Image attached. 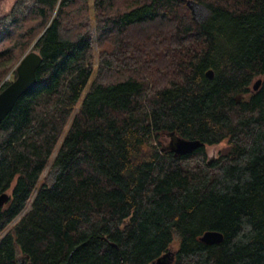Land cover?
<instances>
[{"label":"trees","instance_id":"trees-1","mask_svg":"<svg viewBox=\"0 0 264 264\" xmlns=\"http://www.w3.org/2000/svg\"><path fill=\"white\" fill-rule=\"evenodd\" d=\"M195 1L205 18L187 0L2 1L0 89L30 47L43 60L0 121V264H264V0ZM172 132L203 144L176 157Z\"/></svg>","mask_w":264,"mask_h":264},{"label":"water","instance_id":"water-1","mask_svg":"<svg viewBox=\"0 0 264 264\" xmlns=\"http://www.w3.org/2000/svg\"><path fill=\"white\" fill-rule=\"evenodd\" d=\"M198 2L195 0H187L188 6L194 14L193 6ZM195 15V14H194ZM43 58L40 52L36 49L29 48L25 52L18 63L16 64V76L0 89V121L12 110L19 97L31 89L38 81L37 69L40 66ZM208 77L214 74L213 68H208L206 71ZM8 76V75H7ZM7 78V77H6ZM262 82V77L255 80L253 88L257 89ZM172 137L167 147L170 148L176 157L182 154L192 152L197 147L203 144L198 138H186L180 135L171 133ZM10 198L8 191L0 193V207L3 206ZM204 242L215 243L223 239V233L216 229L206 230L201 236ZM174 256V251L169 249L165 253L154 259L151 264H169Z\"/></svg>","mask_w":264,"mask_h":264},{"label":"rangeland","instance_id":"rangeland-1","mask_svg":"<svg viewBox=\"0 0 264 264\" xmlns=\"http://www.w3.org/2000/svg\"><path fill=\"white\" fill-rule=\"evenodd\" d=\"M2 1L3 0H0V14L3 13ZM193 10H194L195 16L198 19L205 18L207 16V14L209 13V9L205 5H203V4L199 3V2L193 6ZM14 67L16 68V66H14ZM14 67L11 68V70L7 74L8 76H6L7 78L5 77L4 80H6V79H11L12 80L13 78H15V77H13L14 74L12 73V71L14 70ZM170 140H171V137L167 136V137L164 138V143L168 144ZM226 146H227L226 143H223V142L222 143L208 145L207 146L208 156L210 158L217 157L220 151L226 149ZM53 174H54V172H53L52 165H51V163H49L46 166V168L44 169V172L42 174V179L50 181L52 179V177H53ZM8 192L10 193V189L8 190ZM30 203L28 204V208L30 207ZM18 218H19V216H18ZM172 250H173V248H172Z\"/></svg>","mask_w":264,"mask_h":264}]
</instances>
